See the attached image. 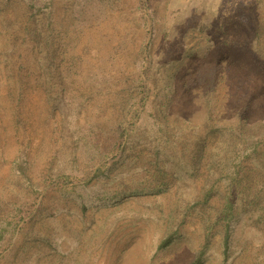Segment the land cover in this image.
<instances>
[{"label": "rangeland", "instance_id": "rangeland-1", "mask_svg": "<svg viewBox=\"0 0 264 264\" xmlns=\"http://www.w3.org/2000/svg\"><path fill=\"white\" fill-rule=\"evenodd\" d=\"M207 233L203 264H264V0H0V264H189Z\"/></svg>", "mask_w": 264, "mask_h": 264}, {"label": "trees", "instance_id": "trees-1", "mask_svg": "<svg viewBox=\"0 0 264 264\" xmlns=\"http://www.w3.org/2000/svg\"><path fill=\"white\" fill-rule=\"evenodd\" d=\"M124 132L123 130L120 132V137H123ZM19 153L16 155V157L12 160L11 167L14 170L15 173L18 174L20 177L26 178L28 181H31L29 177V171H28V162L25 159V157L20 153L21 150H17ZM156 192H160L161 188L155 189ZM210 196V193L208 192L205 197L206 199ZM233 215V208L231 204H227L223 210H221L220 218L217 222L223 227V237H222V248H223V261L225 262L228 257V248H229V238H230V232H231V226H230V219ZM209 227V226H208ZM213 225H210V228H212ZM207 239H208V233L205 238V243L202 244V248L196 253V256L193 258V260L190 261L189 264H203V255L204 251L207 248ZM173 240V235H168L160 244V247H166L171 243Z\"/></svg>", "mask_w": 264, "mask_h": 264}]
</instances>
